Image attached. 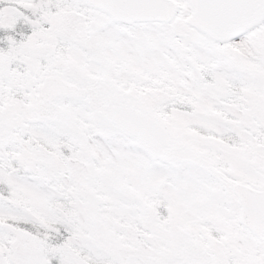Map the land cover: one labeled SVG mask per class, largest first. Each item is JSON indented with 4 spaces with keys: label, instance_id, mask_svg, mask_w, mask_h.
Listing matches in <instances>:
<instances>
[{
    "label": "snow or ice",
    "instance_id": "snow-or-ice-1",
    "mask_svg": "<svg viewBox=\"0 0 264 264\" xmlns=\"http://www.w3.org/2000/svg\"><path fill=\"white\" fill-rule=\"evenodd\" d=\"M0 264H264V0H0Z\"/></svg>",
    "mask_w": 264,
    "mask_h": 264
}]
</instances>
